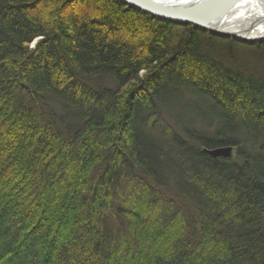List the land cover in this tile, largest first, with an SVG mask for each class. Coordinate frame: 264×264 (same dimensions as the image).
Returning a JSON list of instances; mask_svg holds the SVG:
<instances>
[{
    "label": "trees",
    "instance_id": "trees-1",
    "mask_svg": "<svg viewBox=\"0 0 264 264\" xmlns=\"http://www.w3.org/2000/svg\"><path fill=\"white\" fill-rule=\"evenodd\" d=\"M0 264H264V40L0 0Z\"/></svg>",
    "mask_w": 264,
    "mask_h": 264
},
{
    "label": "bare ground",
    "instance_id": "bare-ground-1",
    "mask_svg": "<svg viewBox=\"0 0 264 264\" xmlns=\"http://www.w3.org/2000/svg\"><path fill=\"white\" fill-rule=\"evenodd\" d=\"M172 9L209 11L223 0H152ZM214 26L246 38L264 36V0H239Z\"/></svg>",
    "mask_w": 264,
    "mask_h": 264
},
{
    "label": "water",
    "instance_id": "water-1",
    "mask_svg": "<svg viewBox=\"0 0 264 264\" xmlns=\"http://www.w3.org/2000/svg\"><path fill=\"white\" fill-rule=\"evenodd\" d=\"M131 7L138 8L148 14L158 17L162 20L192 24L196 27L209 30L214 33H223L218 30L214 23L221 17H223L239 0H223L222 3L216 5V7L209 11H193V10H178L170 9L166 6L158 4L152 0H122ZM233 147H221L214 150H205V152L214 157L231 158L233 153Z\"/></svg>",
    "mask_w": 264,
    "mask_h": 264
},
{
    "label": "rangeland",
    "instance_id": "rangeland-1",
    "mask_svg": "<svg viewBox=\"0 0 264 264\" xmlns=\"http://www.w3.org/2000/svg\"><path fill=\"white\" fill-rule=\"evenodd\" d=\"M171 23H175V22H171ZM179 24H182V23H179ZM192 25V24H191ZM194 26V25H193ZM196 27V26H195ZM199 28V27H198ZM202 29V28H200ZM205 30V29H203ZM206 31H209V30H206ZM211 32V31H209ZM214 33V32H213ZM216 34H219L221 35L222 37H225V38H235L238 42H243V43H247V42H257V41H261V40H264V36L263 37H259V38H246V37H243L241 35H238V34H235V33H228V32H223V33H216ZM176 116H179V113H175ZM214 149H217V148H212V149H209V150H214ZM205 150H208V149H205ZM236 149L234 148L233 149V153H232V157L231 158H228V159H232L235 154H236ZM210 156V155H209ZM212 157V156H211ZM214 158V157H213ZM224 158V157H223Z\"/></svg>",
    "mask_w": 264,
    "mask_h": 264
}]
</instances>
